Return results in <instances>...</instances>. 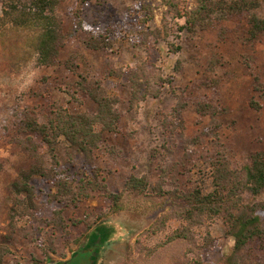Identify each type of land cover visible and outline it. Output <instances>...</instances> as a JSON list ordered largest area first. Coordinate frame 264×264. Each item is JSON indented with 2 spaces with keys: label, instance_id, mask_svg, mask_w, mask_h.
I'll list each match as a JSON object with an SVG mask.
<instances>
[{
  "label": "rangeland",
  "instance_id": "374dc122",
  "mask_svg": "<svg viewBox=\"0 0 264 264\" xmlns=\"http://www.w3.org/2000/svg\"><path fill=\"white\" fill-rule=\"evenodd\" d=\"M21 1L28 5L31 0ZM5 2L0 0V15ZM144 2L151 4L154 14L147 24L140 22L143 14L134 0H66L58 9L59 18L67 24L79 16L110 28V48L103 52L87 50L84 46L87 37L77 30L68 37L62 59L73 61L82 75L103 78L108 94L119 99V129L117 133L107 134L95 152L96 163L113 192L121 191L131 175L147 176L154 185L163 160L160 163L159 157H152L153 150L163 151L166 144L175 151L174 157L181 158L183 149L185 153L197 149L195 145H186V140L204 134L213 125H218L219 143L228 146L237 165L247 163L249 153L264 150V107L255 110L248 104L250 99H258L253 76L258 75L264 83V36L255 43L248 42L245 18L237 15L216 20L203 31L181 32L180 38L175 39L166 33L169 26L175 25L167 6L160 0ZM155 29L161 30L160 38L150 34ZM33 34L8 25L0 35V237L8 233L6 187L19 170L30 164L29 155L10 142L21 113L37 111L42 104L43 108L45 97L64 106L71 104V97L65 91L74 76L38 62ZM168 42L179 45L180 50L175 52ZM146 63L153 64L164 77H172V86L183 89L185 99L211 101L220 114L214 119L200 116L191 105L184 111V130L171 134L164 112L176 99L167 85L157 99L131 101L126 74ZM113 71L120 75H107ZM207 140L210 139L206 137L203 141ZM193 162L186 181L204 194L210 192L211 167L203 158ZM35 183L41 182L35 180ZM256 201L264 202V196ZM167 211L149 201L127 200L123 209L112 212L107 200L95 196L64 212L65 217L84 219L90 225L87 230L72 228L71 233H58L60 239L56 241L55 252L44 251L48 248L50 229L38 239L37 236L18 238L11 247L13 254L5 256L4 264H51L70 258L67 264H192L194 251L200 253L206 264H220L221 256L232 249L234 241L226 234L221 217L194 226L190 240L167 242L168 235L184 224L177 218L169 219L163 229L152 234ZM28 222L29 218H25L19 225ZM105 225L114 233L99 255L91 256L87 249L89 233Z\"/></svg>",
  "mask_w": 264,
  "mask_h": 264
},
{
  "label": "trees",
  "instance_id": "16d2710c",
  "mask_svg": "<svg viewBox=\"0 0 264 264\" xmlns=\"http://www.w3.org/2000/svg\"><path fill=\"white\" fill-rule=\"evenodd\" d=\"M65 1L31 0L25 5L21 0H6L0 15V35L8 25L15 30L32 31L38 62L74 76L65 91L71 97L70 106L51 102L45 97L43 108L42 104L37 111L21 113L10 137L15 148L29 155L30 164L19 170L6 187L8 233L0 237V264H4L5 256L13 254L11 247L18 238L37 236L38 239L50 229L48 248L44 251L55 252L56 241L60 239L58 233H71L72 228H79L81 232L87 230L90 225L84 219L65 217L64 212L95 196L107 200L112 212L123 209L127 200L149 201L156 207L167 209L152 234L163 229L171 218L184 223L168 235L167 242L190 240L194 226L221 217L226 234L234 243L230 252L221 256L220 264H264V202L256 201L264 196V150L249 153L248 162L237 165L228 146L219 143L218 125L207 127L204 134L186 140V145H195L197 149L190 153L183 149L181 158L174 157L175 151L166 144L162 146L163 151L154 149L152 157H159L160 163L161 158L163 160L154 185L147 176L131 175L121 191L109 190L96 163L95 152L107 134L117 133L119 129V99L108 94L103 78L78 73L77 65L70 59L63 60L62 55L68 37L77 30L87 37L84 41L87 50L105 51L112 45L108 35L110 28L79 16L67 24L58 15V9ZM134 1L143 14L140 22L147 24L153 20L151 4L144 0ZM160 2L167 6L175 23L168 27L167 36L175 39L180 38L181 32L203 31L216 20L237 15L245 18L244 33L248 42L255 43L264 36V0ZM150 34L157 38L162 36L160 29L151 30ZM167 45L175 52L180 50V46L174 43L168 42ZM112 74L120 75L117 71L107 75ZM172 83V77H164L151 63L136 66L126 74L132 102L157 99L165 85L171 89L176 101L164 112V118L171 125L168 129L171 134L184 130V111L191 105L200 116L208 115L214 119L220 114L211 101L194 99L190 102L189 98L185 99L186 92L173 87ZM252 85L258 99L252 98L248 104L259 110L264 107V83L254 75ZM81 106L83 110L79 109ZM206 137L210 140L204 142ZM201 158L211 167L213 189L205 194L186 181L193 161ZM35 180L41 183H35ZM48 208L51 209L48 211ZM25 218H29V222L19 225V221ZM194 254L192 264H206L199 252L194 251ZM71 259L51 264H67Z\"/></svg>",
  "mask_w": 264,
  "mask_h": 264
},
{
  "label": "flooded vegetation",
  "instance_id": "af4514ba",
  "mask_svg": "<svg viewBox=\"0 0 264 264\" xmlns=\"http://www.w3.org/2000/svg\"><path fill=\"white\" fill-rule=\"evenodd\" d=\"M114 233V230L109 226H99L93 229L88 236L90 255H99L101 249L104 247L108 238Z\"/></svg>",
  "mask_w": 264,
  "mask_h": 264
}]
</instances>
